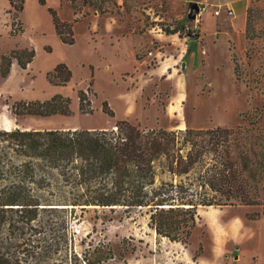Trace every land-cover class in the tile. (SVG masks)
Segmentation results:
<instances>
[{
	"label": "rangeland",
	"instance_id": "374dc122",
	"mask_svg": "<svg viewBox=\"0 0 264 264\" xmlns=\"http://www.w3.org/2000/svg\"><path fill=\"white\" fill-rule=\"evenodd\" d=\"M191 1L200 8L194 19L187 18ZM228 1L234 23L244 25L238 39L229 23L228 34L213 27L215 10L219 19L229 17ZM49 6L74 22L73 44L55 34ZM8 10L1 24L15 18L23 30L13 36L37 55L31 70L14 72L8 82L0 78V90H9L0 93V129H102L128 119L143 128L223 126L238 128L241 137H264V0H249L246 13L245 0H45L44 5L25 0L15 17ZM176 24L184 26L180 34L162 30ZM205 42L207 59L201 50ZM187 43L195 46L183 56ZM12 45L13 38H0V51ZM61 61L72 71L62 88L71 97L72 114L16 118L13 101L39 99L57 88L47 81L46 69ZM79 88L87 89L93 113L79 112ZM103 100L114 117L102 112ZM262 210L258 205L198 206L185 244L158 236L146 215L89 209L73 229L84 245L109 243L114 257L106 264H264V215L248 217Z\"/></svg>",
	"mask_w": 264,
	"mask_h": 264
},
{
	"label": "trees",
	"instance_id": "16d2710c",
	"mask_svg": "<svg viewBox=\"0 0 264 264\" xmlns=\"http://www.w3.org/2000/svg\"><path fill=\"white\" fill-rule=\"evenodd\" d=\"M24 2L9 0L14 17ZM47 11L59 40L73 44L74 22L52 6ZM15 21L12 36L23 30ZM182 29L162 27L166 34ZM190 50L187 43L185 55ZM35 53L33 47H15L0 54V78L13 60L26 69ZM71 78L62 61L46 72L55 86ZM77 101L80 113H93L87 89H77ZM10 110L16 117L68 116L71 97L57 92L19 99ZM101 110L114 117L107 100ZM238 204L263 207L250 219L264 215V137H241L238 128H143L117 119L102 129H0V264H106L114 257L109 243L84 245L73 229L89 209L146 215L158 236L185 244L198 206Z\"/></svg>",
	"mask_w": 264,
	"mask_h": 264
},
{
	"label": "crops",
	"instance_id": "0c3cea01",
	"mask_svg": "<svg viewBox=\"0 0 264 264\" xmlns=\"http://www.w3.org/2000/svg\"><path fill=\"white\" fill-rule=\"evenodd\" d=\"M248 2H249V0H245V13H246V8L248 7ZM226 3V2H225ZM231 3L232 2H227V6H226V9H231V12H232V14L231 15H229V17L228 18H226V19H219L218 17H220V15L218 14V16H216L215 15V23H214V28H215V26L216 25H218V27L220 28V31H219V33L220 34H222L224 31L226 32V34H228V30H227V25H228V23H229V25H231L232 26V28L234 29V31H236L238 34V37H237V39L238 38H241L243 35H242V30H243V24H235L234 23V15H233V8H232V6H231ZM218 6L220 7L221 5L220 4H218ZM10 8V4H9V0H0V18L3 16V18H4V14H6L5 12L8 10ZM220 13H221V11H220ZM227 13V12H226ZM7 23H3V24H1V22H0V38L4 35V36H6V37H11V38H13V42H14V45H12V46H10L8 49H6V50H1L0 51V54H2V53H8L11 49H13V48H15V47H20V46H22V47H26V44H21L20 42H18L17 41V38H16V36H12V35H10V29H11V19H10V17H7ZM244 21H245V17H244ZM244 21H243V23H244ZM54 28V27H53ZM55 32V31H54ZM56 34V33H55ZM58 37V36H57ZM187 45V44H186ZM207 45V42H205V44L203 45V48H201V50H202V54H204V57L207 59L208 57H209V51H210V49L208 48V46H206ZM195 45L193 44V47H194ZM193 47H192V45H191V50H190V52H192L193 51ZM185 50H187V47H186V49ZM239 51H240V53H241V49L239 48L238 49ZM185 53H186V51H185ZM185 53H184V55L183 56H186L185 55ZM188 54V53H187ZM36 55H37V51H36V53H35V56H34V58H33V60L28 64V69L26 68V69H22V68H20L19 66H18V64H17V62L15 61V60H13L12 61V64H11V67H10V71H9V73H8V75L6 76V77H4V78H1L2 79V82H8V81H10V78H11V76L14 74V72H18V73H20V70H23V71H26V70H31V69H29L30 67L29 66H32L33 65V63H34V60H35V57H36ZM203 57V58H204ZM206 59H205V61H204V63H205V65H206ZM231 63V62H230ZM184 65L186 66V62H184ZM53 67H54V65H53ZM52 68V67H51ZM50 68H48V69H46L47 71L49 70ZM232 69V68H231ZM45 70V71H46ZM165 70L167 71L168 70V65L165 67ZM163 73V71H160V74H162ZM21 74V73H20ZM52 85V84H51ZM55 87H57L56 89H54V91L52 92V93H50L49 95H46V96H41V97H37V98H39V99H44V98H48L49 96H51L53 93H55V92H60V93H62V88H64L65 86H55ZM4 91H8L9 92V90H0V93H2V92H4ZM63 94V93H62ZM58 115V114H57ZM53 116V115H52ZM41 117V116H40ZM17 118V117H16ZM9 125V124H8ZM11 126V125H10ZM9 126V127H10ZM14 128H20V129H27V128H21V127H19V126H17V125H15V127H13V129ZM3 129H4V127H3ZM72 129H74V128H72ZM5 130H11V129H5ZM34 130H44V129H34Z\"/></svg>",
	"mask_w": 264,
	"mask_h": 264
},
{
	"label": "water",
	"instance_id": "95a60500",
	"mask_svg": "<svg viewBox=\"0 0 264 264\" xmlns=\"http://www.w3.org/2000/svg\"><path fill=\"white\" fill-rule=\"evenodd\" d=\"M188 8L189 12L187 13V18L194 19L200 9L198 3L195 1H191L188 3ZM182 66H184V62H182Z\"/></svg>",
	"mask_w": 264,
	"mask_h": 264
},
{
	"label": "built area",
	"instance_id": "2783aa9c",
	"mask_svg": "<svg viewBox=\"0 0 264 264\" xmlns=\"http://www.w3.org/2000/svg\"><path fill=\"white\" fill-rule=\"evenodd\" d=\"M226 12H227L229 15L232 14L231 9H226ZM214 14H215V15H218V14H219V10H215V11H214Z\"/></svg>",
	"mask_w": 264,
	"mask_h": 264
},
{
	"label": "bare ground",
	"instance_id": "6f19581e",
	"mask_svg": "<svg viewBox=\"0 0 264 264\" xmlns=\"http://www.w3.org/2000/svg\"><path fill=\"white\" fill-rule=\"evenodd\" d=\"M5 129H7V125L5 126Z\"/></svg>",
	"mask_w": 264,
	"mask_h": 264
}]
</instances>
